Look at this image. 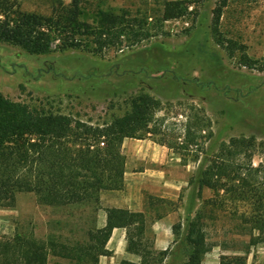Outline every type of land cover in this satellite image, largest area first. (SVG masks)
Returning a JSON list of instances; mask_svg holds the SVG:
<instances>
[{
    "label": "rangeland",
    "instance_id": "1",
    "mask_svg": "<svg viewBox=\"0 0 264 264\" xmlns=\"http://www.w3.org/2000/svg\"><path fill=\"white\" fill-rule=\"evenodd\" d=\"M8 1L44 16L54 3ZM165 1L81 0L80 20L90 26L99 21L100 10L124 12L130 20L120 46L100 51L90 29L76 36L79 46L60 48L53 41L42 52L0 41V94L96 125L130 113L138 97L150 98L147 122L154 133L124 138L121 152L129 193L140 194L138 184L143 188L145 224L176 211L173 247L161 264L186 259L187 224L198 214L208 244L219 251H251L239 216L253 211L252 199L264 202V0H180L182 14L164 20ZM216 8L221 15L215 26ZM221 161L242 166L247 199L231 202L222 191L216 199L209 188H200V172ZM102 191L93 190L82 204L63 206L17 193L13 206H0V240L32 233L67 246L83 243L85 231L102 215ZM152 235L143 241L159 258L162 250L153 249ZM47 264L91 261L50 255Z\"/></svg>",
    "mask_w": 264,
    "mask_h": 264
},
{
    "label": "trees",
    "instance_id": "2",
    "mask_svg": "<svg viewBox=\"0 0 264 264\" xmlns=\"http://www.w3.org/2000/svg\"><path fill=\"white\" fill-rule=\"evenodd\" d=\"M80 1L71 0L65 4L54 0L51 13L44 16L23 11L13 1L0 0V41L42 52L53 41H59L60 48L79 46L81 40L76 36L90 29L93 43L98 48L96 51L120 46L121 33L130 27L124 12L100 10L99 21L90 26L80 20ZM182 4L180 0L165 1L162 18L180 16L184 10ZM214 11L216 26L221 8ZM150 102V98L138 97L130 113L96 125L60 111L14 102L0 94V206H13L20 192L32 193L42 204L63 206L88 201L93 190L120 189L125 165V156L121 152L123 139H141L154 133L147 122ZM228 167L230 170L227 171ZM239 167L226 161L211 163L200 172V188H209L216 199L220 191L231 202L238 197L247 199L248 194L243 193H248L249 182L242 175V166ZM252 200L253 211L239 216L246 224L242 226L244 233L250 235L249 246L264 242V202L261 197ZM105 212L104 226L87 229L84 242L74 246L51 237L42 240L32 233L2 239L0 264H47L50 255L98 264L100 255L111 253L106 243L116 227L125 228L127 251L140 257L138 263L121 260L119 264H161L167 257L169 248L158 252V258L153 250L145 247L144 212L114 207L106 208ZM201 219L198 214L187 224L189 250L182 264H202V255L212 246L206 240ZM245 258L221 256L220 264H243Z\"/></svg>",
    "mask_w": 264,
    "mask_h": 264
},
{
    "label": "crops",
    "instance_id": "3",
    "mask_svg": "<svg viewBox=\"0 0 264 264\" xmlns=\"http://www.w3.org/2000/svg\"><path fill=\"white\" fill-rule=\"evenodd\" d=\"M123 144V142H122ZM122 148V145H121ZM123 150V148H122ZM128 164L125 161L124 174H123V189L103 190L100 192V203L103 207L102 215L100 213L98 223L93 228L103 227L106 219V208H122L130 211L143 212V196L141 191L143 190L141 184H138L135 188L140 191L138 195H131L129 193V187L131 186L128 181ZM176 211H167L162 217L150 221L145 224V235L149 232H153L152 235V247L155 250H165L169 247L172 249V231L173 223L175 220ZM175 243V242H174ZM126 230L123 227L113 228L111 234L106 243V248L111 252L110 255H100L98 257V264H119L121 260H128L134 263L140 261V257L133 252H129L126 249ZM250 249L245 248H226L223 251H219L216 247L211 246L210 250L204 253L202 257V264H220L221 256H245V262L243 264H264V244H255ZM170 256V255H169ZM168 259V258H164ZM163 259V261H164ZM165 260V261H166ZM162 261V262H163ZM185 261V258L183 262Z\"/></svg>",
    "mask_w": 264,
    "mask_h": 264
}]
</instances>
